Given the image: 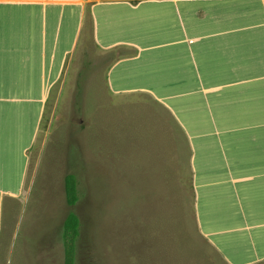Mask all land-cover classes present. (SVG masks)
Wrapping results in <instances>:
<instances>
[{
	"label": "crops",
	"instance_id": "obj_1",
	"mask_svg": "<svg viewBox=\"0 0 264 264\" xmlns=\"http://www.w3.org/2000/svg\"><path fill=\"white\" fill-rule=\"evenodd\" d=\"M62 77L83 111L153 109L166 142L170 117L198 232L264 264V0H0V233Z\"/></svg>",
	"mask_w": 264,
	"mask_h": 264
},
{
	"label": "rangeland",
	"instance_id": "obj_2",
	"mask_svg": "<svg viewBox=\"0 0 264 264\" xmlns=\"http://www.w3.org/2000/svg\"><path fill=\"white\" fill-rule=\"evenodd\" d=\"M70 89L62 77L23 194L5 200L0 264H64L62 224L71 210L81 222L75 264H226L197 230L188 150L170 117L166 142L148 106L96 111L88 100L83 111V96ZM68 173L78 181L73 206Z\"/></svg>",
	"mask_w": 264,
	"mask_h": 264
},
{
	"label": "trees",
	"instance_id": "obj_3",
	"mask_svg": "<svg viewBox=\"0 0 264 264\" xmlns=\"http://www.w3.org/2000/svg\"><path fill=\"white\" fill-rule=\"evenodd\" d=\"M66 200L69 205H75L79 199L78 181L74 173H68L64 177ZM81 222L78 214L71 210L62 224V246L64 264H75L76 254L80 238Z\"/></svg>",
	"mask_w": 264,
	"mask_h": 264
}]
</instances>
